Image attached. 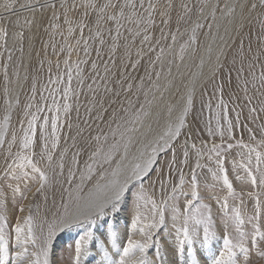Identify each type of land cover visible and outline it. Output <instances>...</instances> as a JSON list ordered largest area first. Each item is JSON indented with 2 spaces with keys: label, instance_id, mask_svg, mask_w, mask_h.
<instances>
[{
  "label": "rangeland",
  "instance_id": "rangeland-1",
  "mask_svg": "<svg viewBox=\"0 0 264 264\" xmlns=\"http://www.w3.org/2000/svg\"><path fill=\"white\" fill-rule=\"evenodd\" d=\"M0 1V16L53 2L56 8H45L34 18H18L14 24L24 42L13 46L10 54L5 44L0 47V135L5 137L0 145V264H24L17 256L21 246H26L32 264H47L46 253L57 228L128 152L135 125L145 128L153 102L159 101V88H168L180 68L188 79L178 86L171 103L176 101L193 82L200 63H210L216 55L217 51H205L209 42L205 38L214 19L227 11L229 0H217L214 18L210 14L196 25L207 0H126L125 4L107 0L96 11L92 5L97 7L99 0H84L85 6L73 5L80 0ZM252 5H244L242 13ZM65 8L73 12L71 18L63 16ZM52 16L67 20V33H56L59 26L49 31L54 27H46ZM253 17L192 103L194 125H183L180 136L166 137L158 151L159 162L130 187L125 211L130 213L136 205V214L130 213L124 224L114 219V223L82 224L76 230L79 234L71 232L59 248L62 262L78 264L83 243L82 258L93 253L86 264H153L148 249L158 238L160 244L170 242L167 248L173 261L160 256L166 246L158 244L153 253L157 264H200V258L208 256H213L211 264H248L247 253L250 264H264V2ZM232 22L236 24L231 19L224 22L220 38L227 36ZM192 24L195 29L189 28ZM32 28V54L19 83L23 46ZM193 43L192 61L182 65ZM7 58L10 64L14 58L11 84L21 88L11 124L3 130L10 81L5 79ZM179 116L170 118L171 132L177 129ZM187 141L205 155L202 165L188 175ZM151 146L136 161L130 156L125 168L151 158L159 145ZM31 191H35L33 200L27 202ZM134 224L139 230L136 236L131 231ZM138 236L144 250L139 253L131 241Z\"/></svg>",
  "mask_w": 264,
  "mask_h": 264
},
{
  "label": "bare ground",
  "instance_id": "bare-ground-1",
  "mask_svg": "<svg viewBox=\"0 0 264 264\" xmlns=\"http://www.w3.org/2000/svg\"><path fill=\"white\" fill-rule=\"evenodd\" d=\"M124 4L126 2V0H123ZM131 1V0H128ZM163 2V0H161ZM250 0H229L228 2V7H227V11L224 13L223 16H221L217 21H215L212 23V27H211V31L209 32V34L206 36V41H209L207 46H206V52L209 53L211 50V54L214 53L215 51H217L216 55L213 56L211 58V62L209 63L208 60H205L204 62H207V64H205L204 62H201L200 65L198 66L197 70H196V75L193 82L191 83V85H189L188 87L185 88V90L183 91V93L181 94V96H179L178 99H176V101L171 103V100L174 98V94L176 93V91L178 90V86L180 85V83H182V81L184 82V80L186 81L188 79L187 76H185L186 73L181 72L180 68H176L175 69V76L172 75L173 77L171 78V81L169 83V87L168 88H159V90L156 93V98H158V103L155 104L154 106H152L151 110L148 112V115L146 117V127L143 128L144 125L139 126L138 123L135 125L136 131L134 133H132V145L128 146V152L123 154V158L120 159L119 161L116 162V166L113 168L114 170L108 175V177L104 178L101 182H99L98 184L94 185L93 187H91V189L89 191H87L86 194H84L77 202L76 204L73 206L72 211L70 212L69 216L66 218V220L59 225V227L57 228V231L54 235V237L52 238L51 242H50V247L48 252L46 253V263L47 264H72L71 260L70 261H64L62 262L59 259L60 253H59V248L62 246L63 241L70 235V233L72 232V234H79L77 233V231L79 229H81V225L82 224H89L91 225L92 223H96L97 225H100L101 223H109L111 220L113 222L114 221L117 224H124L123 221H126L128 218V215L134 216L136 214V208L137 206H134V209L131 210L130 213H126L125 208L127 206V197H128V193L130 191V187L136 183L137 181H142V177L143 175L147 172V170L151 167H153L156 163L159 162V158H157L158 155V151L162 150L161 146L165 140L166 137L171 136V139L174 136H180V130H182L183 125L186 126V128H189L191 125H194V121L192 119V112L190 111L191 105L192 103L197 99L200 90L202 89L203 85L205 84L206 81L209 80V78L211 76H213V74L219 69V67L223 64L224 62V58L229 50V48L232 46V44L236 41V38L239 36V33L242 31V29L246 28L245 26L252 20L254 19V14L257 13V11L260 10V6L261 4L264 2V0H255L254 5L249 4ZM1 2V1H0ZM4 2V1H3ZM26 2V1H25ZM78 2L81 4H83L85 6V1L84 0H80L75 2L73 5H78ZM100 2V3H98ZM105 2H107V0H99L96 1L95 3H97V7L93 8L92 5V10H97V9H101V7L105 4ZM120 2V1H119ZM122 2V1H121ZM253 2V1H252ZM5 4V3H4ZM36 4V3H35ZM108 4V3H107ZM110 4V3H109ZM121 4V3H120ZM130 4V3H128ZM249 4V5H248ZM70 5V4H69ZM72 5V7H73ZM106 5V4H105ZM119 5V4H118ZM225 5V4H224ZM244 5L247 6H251V9H249V11L244 14L242 13V7ZM115 6V5H114ZM226 6V5H225ZM40 7V8H38ZM108 7V6H106ZM120 7V5H119ZM218 7V1L217 0H207L202 6H201V10H199L198 12V16L195 19V25L196 23L199 22V20L206 18L207 16H209L210 14H212V18H214V14L215 11ZM36 8V9H35ZM45 8L49 9L50 11H55V4L54 2L50 5H40L31 9H27V10H21L18 12H14V13H9V14H3L2 16H0V47L2 48V45L5 44L6 47V51L7 53L10 54V49L13 46H20L24 41H22V37H20L17 33V29L16 26L14 24L15 21L18 20V18H25L26 16H33V18L35 16H40L41 11L44 10ZM88 8V7H87ZM118 8V7H117ZM21 9V8H20ZM66 11L63 16L66 18H71L73 15V12L70 11V8L67 9L65 8ZM19 10V9H18ZM94 12V11H93ZM217 12V11H216ZM230 12V16L228 15V13ZM58 13V11H57ZM86 13V12H85ZM54 15H56L54 13ZM53 15V16H54ZM105 15V12H104ZM107 15V14H106ZM110 15V14H109ZM52 19L48 21L47 23V28L53 27L51 29H49V31L51 32L53 29H60L61 30H57L56 33H67L65 30H69V27L66 25L67 24V20L64 22H60L59 20L56 19ZM85 16V15H84ZM220 16V15H219ZM63 17V18H64ZM96 18V17H95ZM45 19V17H44ZM81 19V18H80ZM106 19V18H105ZM227 19V20H226ZM236 20V24L233 25L234 22H232V29L227 32V36L226 37H221L223 30L222 27L223 25H225V21H229V20ZM38 19H36L37 21ZM92 20V19H91ZM119 20V19H118ZM35 21V22H36ZM39 21V20H38ZM95 21V20H94ZM117 21V20H116ZM98 22V21H97ZM102 22V21H101ZM122 22V20H121ZM212 22V21H211ZM8 25V27L5 26ZM36 24V23H35ZM250 24V23H249ZM61 25H65L64 27H61ZM109 25V24H108ZM57 26V27H56ZM229 26V25H228ZM56 27V28H55ZM120 27V25H119ZM225 27V26H224ZM6 30H4V29ZM189 28L195 29L196 26H190ZM217 28V29H215ZM226 28V27H225ZM87 29V28H86ZM214 29V30H213ZM33 33L30 35V32L27 33V39H26V45L23 46L24 53L22 55V62H21V67H22V71L20 72V76L21 81L18 80V82H22L24 79V75H25V69L28 61L30 60V55L31 53V48H32V41H30V39L33 40L32 35L34 36V30L32 28L31 30ZM105 31V30H104ZM26 32V31H25ZM88 32V31H87ZM104 34V33H103ZM26 35V34H25ZM30 35V37H29ZM226 35V34H225ZM105 36V35H104ZM29 37V38H28ZM102 37V36H101ZM3 38H5V42L3 40ZM35 41V40H34ZM33 41V43H34ZM195 42V41H193ZM197 44V43H196ZM195 46V44L193 43V46L191 48V50L188 52V54L185 55V57L181 60V64L184 65L188 62L191 63V55L193 53V47ZM214 47H216L214 49ZM0 48V49H1ZM4 48V47H3ZM2 48V49H3ZM204 49V47H203ZM4 52V51H3ZM204 53V51H203ZM202 53V54H203ZM206 53V54H207ZM16 54V53H15ZM18 54V53H17ZM7 55V54H4ZM205 55V54H204ZM3 55L0 53V72H2V59ZM8 60V58H7ZM9 62L7 63V72L8 75H5V79L10 80L8 81L9 83V88H7L8 90V102H7V114H6V118H5V125L3 126V130L6 127H9V125L11 124L10 121L12 120V112H13V104L15 102V97L18 98L19 97V91H20V84L17 85H13L12 83V68L11 65L14 64V58L12 60V63L10 64V60H8ZM177 63V62H176ZM178 64V63H177ZM181 65V66H182ZM188 65V64H187ZM192 65V64H191ZM29 67V66H28ZM24 69V71H23ZM179 71V72H178ZM183 74V75H182ZM174 78V79H173ZM191 82V81H190ZM188 83V82H187ZM23 84V83H22ZM163 84V83H162ZM1 83H0V87H1ZM14 86V87H13ZM160 86V85H159ZM18 89V92L16 93ZM2 92V91H1ZM14 93V94H13ZM128 95V94H127ZM18 96V97H17ZM155 100V99H154ZM134 108V107H133ZM178 114L180 115V120L179 123L177 125V129H174L171 132V125L168 126L172 120H170V118L175 115ZM168 121V122H167ZM167 123L166 127H163L165 124ZM139 127V128H138ZM163 127V128H162ZM2 128V127H1ZM0 128V129H1ZM126 137L127 134H126ZM5 141V137H2V135H0V145L3 144V142ZM123 141V140H122ZM129 143H131V141H129ZM154 144H158L159 146L157 147V151L155 152V154L151 157L148 158L147 160L144 161L143 164H141L140 166L136 167L135 165L132 166L131 168H125L127 166V160L129 162V160L134 159L136 161L137 157H142L144 156V154H146L147 151V147L154 145ZM152 147V146H151ZM185 147V151H186V165H187V169H186V175H188L189 173L193 172L196 170L197 167H199V165H202L204 159H205V155L204 153L201 152H197L194 149L193 146V142L192 141H187L184 144ZM123 149V148H122ZM120 150V149H119ZM153 150V149H152ZM126 151V150H125ZM9 154V153H8ZM129 158L131 156V158L127 159V157ZM2 157V156H1ZM0 157V159H1ZM138 160V159H137ZM143 160V159H142ZM2 162V160H1ZM137 164V163H136ZM182 188L186 189V186H183ZM34 190V189H33ZM35 194V191H31L29 193L28 196V201L27 202H31L33 200V196ZM172 196L169 195V197L167 199H170ZM167 199L164 200V202H167ZM9 201V200H8ZM7 201V202H8ZM163 202V203H164ZM10 205V201L8 202V206ZM7 206V207H8ZM10 207V206H9ZM8 207V208H9ZM30 207V206H29ZM7 208V209H8ZM26 210V208H25ZM12 213H14L12 211V208L10 210ZM7 213L8 210H7ZM126 213V214H125ZM10 214V213H9ZM8 214V215H9ZM11 215V214H10ZM13 215V214H12ZM163 215V214H162ZM14 216V215H13ZM22 221V220H21ZM20 223V222H19ZM114 223V222H113ZM134 223V222H133ZM132 223V224H133ZM131 224V222L129 223V225ZM112 226V225H111ZM110 226V227H111ZM119 226V225H118ZM103 227V226H102ZM115 227V226H114ZM121 228H123L120 225ZM73 229V230H72ZM78 229V230H77ZM103 229V228H102ZM117 229V228H115ZM154 229V228H153ZM152 229V230H153ZM175 229V228H174ZM77 230V231H76ZM84 230V229H83ZM17 232V230H15ZM14 231V232H15ZM20 231V230H18ZM131 231L134 232L133 235L136 236V232H139L138 230V225H133V227H131ZM191 231V230H190ZM101 233V232H100ZM26 234V233H25ZM82 234V233H81ZM112 234V232H111ZM116 234V232H115ZM195 234V233H194ZM24 235V234H22ZM87 235V234H86ZM93 235V234H92ZM96 235V234H95ZM142 236H146L145 232L143 231L141 233ZM191 235V234H190ZM90 236V234H89ZM102 236V235H101ZM115 236V235H113ZM121 236V235H120ZM142 236H138L140 238H138L137 240L133 241L131 240L133 243L137 244L138 247L140 245H142L141 242H143V240L141 239ZM24 237V236H23ZM118 237V235H117ZM188 237V236H187ZM27 238V237H24ZM92 238V237H91ZM114 239V237H112ZM134 238V237H133ZM229 238V237H228ZM98 239V238H97ZM100 239V237H99ZM158 239V238H157ZM153 243V245H151V247L148 249L149 251V255L150 257L153 259L152 262L153 264H157L158 261L156 262V259L154 258V251L157 250V245L159 244L160 247L161 246H166L165 250L162 249V254L160 256H163L164 259H171L172 258V254L171 251L167 248L168 243L167 241H162V244H160V241H157ZM29 240V239H28ZM88 240V239H87ZM90 240V239H89ZM193 239H191L192 241ZM83 241V240H82ZM97 241V240H96ZM112 242V240H110ZM117 241V240H116ZM229 241V240H228ZM23 242V241H22ZM93 242V241H92ZM189 242V241H188ZM194 242V240H193ZM192 242V243H193ZM24 243V242H23ZM82 243V242H81ZM121 243V241H120ZM226 243V242H225ZM22 244V243H21ZM79 244V243H78ZM132 244V243H130ZM134 244V245H135ZM175 244V243H174ZM229 244V243H228ZM227 244V245H228ZM231 244V243H230ZM20 245V244H19ZM17 244L16 247L19 246ZM89 245H92L91 243ZM88 245V246H89ZM125 245V244H123ZM133 245V244H132ZM196 245V244H195ZM9 246V245H8ZM14 246V245H12ZM131 246V245H130ZM203 246V245H202ZM214 246V245H213ZM26 247V246H25ZM25 247L21 246V250L17 253V256L19 257V259H22L25 261L24 264H32L31 262V258L27 257V250H25ZM83 247V243L82 246H80L79 248V262L78 264H86L85 261L87 262L88 259L87 258H93L92 254L85 255L83 253L82 250ZM91 247V246H90ZM113 250L115 252H117L119 250V247H117V245L112 246ZM111 247V249H112ZM124 247V246H123ZM129 247V244H128ZM192 247V246H191ZM9 248V247H8ZM89 248V247H88ZM134 248V247H133ZM148 248V246H147ZM145 248V249H147ZM190 248V247H189ZM4 249V248H3ZM91 249V248H89ZM104 249V248H103ZM121 249V248H120ZM159 249V248H158ZM197 249V248H196ZM203 249V248H202ZM208 249V248H206ZM213 249V247H212ZM215 249V248H214ZM217 249V248H216ZM226 249V248H225ZM13 250H15L13 248ZM133 250V249H132ZM204 250V249H203ZM16 251V250H15ZM86 251V249H85ZM93 251V250H91ZM105 251V250H104ZM128 251V250H127ZM126 251V252H127ZM130 251V250H129ZM144 251L143 247H139V250L137 251V253ZM161 251V250H159ZM194 251V250H193ZM199 251V250H198ZM210 251V250H209ZM227 251V249H226ZM231 251V250H230ZM229 251V252H230ZM263 251V250H262ZM3 252V251H2ZM14 252V251H13ZM119 252V251H118ZM189 252V249H188ZM206 252V251H205ZM213 252V251H212ZM211 252V253H212ZM216 252V251H215ZM214 252V253H215ZM225 252V251H224ZM246 252V251H245ZM91 253V252H90ZM147 253V252H146ZM165 253V254H164ZM209 253V252H208ZM231 253V252H230ZM87 254V253H86ZM102 254V253H101ZM108 254V253H107ZM125 254V253H124ZM193 254V253H192ZM199 254V253H197ZM202 254V253H201ZM16 255V254H14ZM97 255V254H96ZM106 255V254H105ZM104 255V256H105ZM110 255V254H109ZM189 255V254H188ZM209 255V254H208ZM207 255V256H208ZM211 255V254H210ZM223 255V254H222ZM263 255V254H262ZM9 256V255H8ZM141 256V255H139ZM196 256V255H195ZM219 256V255H218ZM224 256V255H223ZM228 256V255H227ZM230 256V254H229ZM76 257V256H75ZM96 257V256H95ZM112 260L116 259L115 254L111 255ZM191 257V256H190ZM200 257V256H199ZM213 256H208L205 257V259L200 258V264H211L210 258H212ZM13 258V257H12ZM110 258V257H109ZM147 258V257H146ZM222 258V257H221ZM10 259V258H8ZM125 259V258H124ZM135 259V258H134ZM161 259V258H159ZM184 258H182L183 260ZM215 259V258H214ZM219 259V258H218ZM224 259V258H223ZM249 256L247 253V262L248 264H250L249 262ZM11 260V259H10ZM85 260V261H84ZM111 260V261H112ZM126 260H130V258H127ZM125 260V261H126ZM173 261V259H171ZM189 260V259H188ZM217 260V259H216ZM8 261V260H7ZM17 261V260H16ZM96 261V260H95ZM164 261V260H163ZM186 261V260H185ZM184 261V262H185ZM193 261V260H192ZM10 262V261H9ZM135 262V261H134ZM190 262V261H189ZM227 262V261H226ZM23 263V262H22ZM37 263V262H36ZM103 262L101 261H97L96 264H102ZM125 262H123L124 264ZM130 263H133V261ZM138 263V262H137ZM164 263V262H163ZM215 262H213L214 264ZM93 264V263H92ZM117 264V263H116ZM148 264V263H147ZM150 264V263H149ZM165 264V263H164ZM180 264V263H179ZM187 264V263H186ZM191 264V263H190ZM196 264V263H195ZM216 264V263H215ZM220 264V263H217ZM223 264V263H222ZM239 264V263H238Z\"/></svg>",
  "mask_w": 264,
  "mask_h": 264
},
{
  "label": "crops",
  "instance_id": "crops-1",
  "mask_svg": "<svg viewBox=\"0 0 264 264\" xmlns=\"http://www.w3.org/2000/svg\"><path fill=\"white\" fill-rule=\"evenodd\" d=\"M161 207H162V206H161ZM161 213H165V210H164V209H162V210H161Z\"/></svg>",
  "mask_w": 264,
  "mask_h": 264
}]
</instances>
